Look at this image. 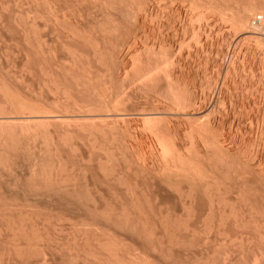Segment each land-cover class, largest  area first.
<instances>
[{
    "label": "rangeland",
    "instance_id": "374dc122",
    "mask_svg": "<svg viewBox=\"0 0 264 264\" xmlns=\"http://www.w3.org/2000/svg\"><path fill=\"white\" fill-rule=\"evenodd\" d=\"M108 1L110 3V0ZM115 1L111 2L116 3ZM131 1L127 0V3ZM142 1L144 3L145 0H134L135 4ZM147 1L148 0H146V2ZM149 1L148 3L150 4ZM153 1L155 3H153ZM156 1L159 0L151 1L152 7L155 9L157 6H164L163 3L167 2L165 4L167 6L171 2L170 0H163L159 3ZM177 1L182 2L178 3ZM177 1L174 3L173 0L172 3H170V5L174 3L172 5L174 8H170L168 5L167 10L165 8L164 12L156 9L157 11H155L157 14L155 16V11L151 14L139 10L135 12L137 13L136 17L135 13V15L133 13L129 14L131 15L130 18L127 16L128 13H122V15L121 13H117L118 15H114L116 13H110L111 15L105 14L103 9L100 8L101 1L98 0H0V84H2L0 85V90L2 92L6 90L10 93V96L12 94V96L17 99V102L15 101L16 104L20 102V104L22 103L24 105L25 103V105L27 104L29 106L27 107L28 109L35 110L34 112L37 110L39 112L30 115L34 118L25 120L27 117H30L28 116V112L25 115H16V113L19 114L20 112H17V110L13 112L12 109L14 115L9 110L10 106L8 105L10 103L7 102V104H9L6 106L9 109L5 107V110H9L12 115H10L8 111H6L5 115H0V122L10 123L8 126H5L3 130L7 129L11 133L17 134L19 127H24L23 124L20 126V123L24 122V124L27 123L25 126H29L31 129L35 130L37 134H43L44 132L55 134L60 140H54V146L61 157V168L58 170L60 171L59 173L57 171V174L54 170L51 171L50 169L52 167V157L54 156L50 151L52 146L45 142V138L38 137L32 139L33 141H27L28 143L25 142L28 144V149L24 141L22 142V136L17 135L18 139L14 137V139L16 138L14 140L16 148L20 144L18 147H20L21 150L17 148L20 151L17 150L19 154H17V158H14V161L11 160V158L7 160L6 164H9L10 167H0V207H2L0 209L4 214L0 216V218H5L10 225L18 224L19 226L20 222L22 225L23 223L30 224L32 220L34 223L31 222L35 224V226L32 225L33 227L31 230L29 228L31 225H27L26 228L28 230L26 229V231L29 232L30 230V234L34 233L37 237L39 236L40 242H38L41 244H44L42 241L45 239L44 241L48 243V245L45 244V246H49L47 248H50V253L58 262L62 259V256L63 258L64 256L68 257V251L73 249L72 245L77 249L78 246H85V243L89 244L90 241L92 242V237L95 240L94 235L98 234V232H102V230H96L97 232H94L95 234L92 233V237L90 234L87 235V231L85 232L84 230L86 236L84 235L83 237V234L79 233V231H82L81 228L83 226L80 225L81 222L78 219L88 213L86 212L84 214L86 209L84 210L82 207L83 205H87L84 204L87 202L86 199L92 197L84 195L86 191V194L90 192V190H86L90 189L89 187L86 188V183H89L88 185H93L92 181H90L92 179L91 177L94 178L92 180L96 183L94 186L96 188L95 192H97L96 194L95 192L92 194L94 191L93 189L90 192L95 196L93 199H96L94 200L96 203L93 202V205H96V207H99L102 211V208H104L106 212H108V210H106L107 208H109V210L113 208V211L111 210L112 212H114V208H116L117 210L115 209V211L118 213H124V215H130L131 217L134 213L132 212L133 206H137L140 211H142L143 215L144 213L147 215V219L145 216V219H142L143 215H140L141 213L136 210V212L142 216L141 219L145 220L143 222H148L147 227L152 223L155 225L157 221L158 225H156L159 226V223L162 224L159 221H162L165 223L166 227L169 226L168 230H170L171 234H173V232L169 228H171L172 225H179L177 228L175 226L176 231L174 233H176V237L180 236V240L182 237H188L186 239H188L187 241L190 243L189 246L191 245L194 248L193 251H195L193 253V248H190V253L196 254L199 258L203 254V257L200 258L203 259L210 248V255H208L211 258L212 256L215 258L217 254V257H220L219 259H214L217 260L214 262L215 264L218 262L222 264L223 258L221 256L223 255H220L219 252L225 250H220L218 253L215 251V254L212 252V250H217L218 248L215 244H221L223 246V243L226 244L228 241V244L232 243L233 246L236 247L234 248L235 250L233 249L235 255H231L230 253H228L229 255L227 254L228 251L226 250L233 247L228 245L226 248H229L224 251L226 253L224 254L223 252L224 257L226 254L229 257L233 256L234 258L232 257V260L234 263L238 260V264H243L245 263V259L250 257L251 252L247 254L249 256L245 254L249 249L252 250L251 248L253 245L250 243L249 249L246 250L248 245L247 243L245 244V242H247L248 239L245 238L251 239L250 236L253 237L255 235V238H252L253 241H255L258 232L254 229L258 228L257 230L261 229L264 231V180H261L264 177V26L261 27L264 21L263 23H257L259 26L262 24L260 29L256 26L257 24L253 19L255 18L253 17L255 14L263 15L262 11L264 10L259 11V6L261 4L260 2H263L262 5L264 7V1L208 0L214 2L218 7L227 10L216 8L219 9V11H216V9H214L216 6L210 2L215 7L209 8L210 11L207 9V12L205 11L206 8L200 6L203 4H200V0H198L200 5L194 1V3H197L195 6L199 5L196 7L197 9L194 8V11L190 10V0L187 2H185L186 0ZM203 1L206 2V0ZM186 3L189 10L186 6H182ZM258 3L259 6H257ZM131 4H133V2H131ZM176 6L177 9H175ZM204 6L207 7V5ZM249 6L252 9L256 6L258 8H255L256 10L254 9L256 12L252 13L253 15L250 16V21L247 19L248 25L247 21L245 23L243 19L246 15L245 13H247H243V9H249ZM178 7H180L179 10ZM183 8H185V10ZM200 9L202 12L205 11V14H203ZM212 9L215 11L211 12ZM197 10H199L202 15L199 11L197 12ZM246 11L249 12L247 9ZM52 12L53 15H55L54 12H56L59 17L58 25H54V22L51 20L53 19ZM248 14L247 16H249ZM132 15L135 18H132ZM68 16L69 19H67ZM247 16L245 17L247 18ZM65 20L66 22L69 20V23L75 22V24L73 23L72 25V23L69 24L67 22L69 26H66ZM251 22H254L252 23L253 25H251ZM254 27L257 28L254 29ZM169 64H172L173 67H171L174 69L171 70L174 71L175 76L178 78H176L178 84L177 82H173V88L170 85L171 83L169 84L170 87L167 85L170 79L165 80L169 77L165 76V78L163 76L164 73H168V70L164 72V69L165 66L167 67ZM169 67L167 68L169 69ZM150 70H152V72ZM79 74L82 75H80L82 78L77 77ZM151 75L154 79H151V77L150 79L152 82L149 84L147 78ZM125 81L132 82L126 85ZM176 84L179 86H176L178 89L175 88ZM150 85L156 89L154 88L153 90ZM176 89L178 91H176ZM7 92H4V94ZM64 93H66V95H64ZM99 93H104L106 96L109 94L110 98L107 100L106 96L102 94L104 96L102 97ZM174 93L177 94L174 95ZM179 93L182 94L184 100L186 99L185 101L183 100L184 102L182 101L183 103L181 102L182 104L186 102L185 105H187V103L190 105V102L187 101H191V104L194 103L195 107L193 105L190 106L194 108L189 107V105H184V107L182 104L181 107L183 106L187 109L181 110V108L176 107L177 104L180 106L177 101L180 102L182 98L176 100V104L174 96L176 98L180 95ZM99 95L103 98L102 100ZM64 96H66L67 99ZM14 97H12V100H15ZM105 97L107 101L104 100ZM191 98L194 99L196 105ZM103 100L104 105L108 104L103 108L105 111L114 109L119 112V109H121L122 115H118L121 113L114 112V110L107 114L108 110L106 111L107 116H105V111L102 109L103 104L100 103L103 102ZM109 100L111 105L109 104ZM6 101L5 98L0 96V107H2L0 109H4L3 107ZM105 102L109 103L105 104ZM197 102L200 103L197 105ZM15 103L13 101L11 104ZM16 104L13 105V107L19 106H16ZM77 104H80V106L87 105V107L81 106L79 108L81 112H79V106L77 108L75 107ZM108 106L110 107L107 108ZM211 106H213L214 109L211 108ZM192 109L194 110L192 111ZM197 110L201 112L195 114L198 117L210 113L208 114L209 117L205 115L206 117L204 116L203 119L200 118L201 120L199 123H203V120L205 125L207 124L206 122H208V124L211 123V127L210 125L209 128L208 125H206V129L203 127L205 130L201 135L204 140L206 138L205 141L208 139L207 144L211 146L212 153H210L209 145V150L207 149L208 147L205 150H208V152L213 155L211 158L212 161L209 160L212 165H209L205 157L199 160L196 159L197 157L195 158L194 153L196 150L191 146L192 142L190 135H187V133L190 134L193 131V126H198L197 123L199 118L196 120V116L192 115V112L195 113L196 111L197 113ZM22 111H24V109H22ZM113 113H117L114 114L116 117L118 115L117 118L119 119L116 118L117 121H114L115 118L112 117ZM145 113L147 116L144 115ZM151 113H156V115H154V117L152 115L151 117ZM199 114L201 115L199 116ZM60 115H66V117ZM108 117H110V120L112 119V122L108 120ZM147 117L152 118L150 123H146L147 121L145 120L148 119ZM206 118L210 119V121L206 120ZM38 122L44 123L37 124ZM194 123L196 124L194 125ZM105 124H108L107 126L113 125V129L111 128L112 130L109 129V132H107L106 129L108 128H106L103 131L101 127H106ZM90 125H93L94 129L96 128L99 130V132H94L96 129L93 130L94 141L98 143V145L100 143L99 146H103L102 149H105L104 152L101 151V147L100 150L98 149L99 146L95 148V143V145H92L95 146V149L92 147V150L88 145L87 134L81 127L85 128L89 126L90 128ZM149 127L151 129H149L150 131L145 129ZM155 127H161L159 128L161 130H163L162 127H168L171 131H177L175 134L174 132H169L172 133L174 137H178V133H181V140H179L180 136L176 138L183 146L182 151L184 152L182 154H185L184 158H187L185 161L182 160V162L184 161L182 163L184 164L183 167L188 170L194 164L197 165L198 161L199 166H197L200 168V174L205 175L206 171L204 170L206 166L208 167L206 170L212 171L213 169L214 171L211 173L214 174L215 178H212L213 184L211 187L204 190L198 184H195L197 187L195 185L192 187V185L193 191L191 194V192H187L190 191V189L188 190L181 180L178 181L180 182L179 184L170 188L166 185H161L163 183L158 181V177L156 179L154 176L150 175L149 178H152L148 179V177H145V174L148 173L140 175L143 170L141 168L144 164L149 167L150 163V166L154 165L153 167H155L156 165L161 166L164 163L162 160L164 158L159 156L160 159L158 155L155 154L158 152L157 138H155V136L153 137L152 134V128L158 130V128L156 129ZM143 128L146 131L140 133V131H143ZM65 130H69L73 133L67 131L68 133H66V135L64 134ZM110 130H114L112 132L114 141L111 140L110 136L112 135L108 134L111 133ZM169 130L167 129V131ZM135 132H138V135L143 134V136H138ZM132 134H134V136ZM131 135L133 137L136 136V138H134L135 140ZM131 138L132 140L128 141ZM144 139L146 141L148 139V141L145 142ZM133 140L134 142H132ZM136 141H140V144L137 143V145ZM205 141L199 142V150H204L205 146L201 144H204ZM22 143L26 148L22 146ZM146 143L149 148H147ZM128 145H132V148L137 146L135 150L141 147V150H134L137 155L139 154L137 152H141L138 155L140 157L135 153H131L133 151L130 152L129 149H127L131 155H136H132L133 158H138V160L134 158L132 161L133 163L138 162V166L141 165V168L135 165L139 168V174L137 173V168L134 167L131 160L127 158V156L130 157V153L128 154L125 150V147H128ZM142 146L145 148L143 149ZM152 148L155 151L154 153H152ZM147 150H149V152ZM222 150H226L227 154L225 153L226 151L223 153ZM21 151L23 152L21 153ZM231 152H233V154H230ZM234 152L236 154L240 152L242 156L239 154L234 155ZM23 153L26 154L23 156ZM126 153L128 154L127 156ZM144 153H146V156H150L147 158L144 156ZM186 155H189V157ZM231 155L237 159H233ZM255 155L258 156L257 160L255 159ZM155 156H157V158H154ZM238 156L239 158L242 157L245 159L243 160L240 158L241 161H246V163H244L247 164L249 169L256 166L254 169L252 168L254 172L249 169L244 170L246 166L243 167L244 163H241ZM243 156L246 157L244 158ZM259 156L262 159H260ZM141 157L142 159L140 162L139 158ZM143 158H145V162ZM150 158L156 160L153 161L151 159L148 162L147 160ZM231 159H233V162H235V159L239 161L233 163ZM157 160L158 162H156ZM159 160H162L163 163ZM0 161H2V159H0ZM99 161L104 164V174L105 171L108 170L107 176H105L106 181L103 179L102 172L98 169ZM254 161H259V163H253ZM34 162L39 168L34 169L32 167ZM2 163L5 162L2 161ZM206 164H208L211 169ZM196 165L194 167H197ZM212 166H215V169ZM260 166L262 171L259 170ZM199 168H197V170H199ZM50 172H52L51 176ZM53 172L56 173V175ZM109 172L116 177V181L114 178L115 182L109 180V178L113 177L112 175L111 177L108 176ZM240 172H243V177L241 179L239 178L241 175ZM83 176H85V181ZM257 176L260 177L258 178ZM211 177L212 175L209 178L211 179ZM49 178L50 180L58 179V186L64 187L65 190H67V188L79 189V191L77 190L78 192L73 190L79 194V199H77L78 196L75 192H70L69 189L72 195L74 193L73 197L75 198L76 196L75 199H72L71 194V198H69V195L66 194L68 190L67 192L64 190L65 193H63V191H55L52 193V191L46 194L40 191L34 192L30 190L31 188H40L42 185L38 186L37 183L41 181L44 183L43 181H47ZM92 185L90 186L91 188L93 187ZM156 185L160 186V190L155 189ZM54 187L56 186L54 185ZM153 191L160 192L159 194L158 192H154L155 194L153 196ZM161 192H163L164 195H162L163 193L161 194ZM132 193L136 195L137 200L131 198ZM65 194L69 199L64 196ZM84 196H87L86 199ZM162 196H166L167 198L163 197L165 198L163 199ZM187 196L189 197L187 198ZM192 197L197 209L193 204V206L190 205L194 207V209L188 208L187 206V204H189L188 201L192 200ZM211 197L214 198L215 202L217 201L216 207L219 202V206L223 209V211L220 209V212H224V216L218 215L219 210L217 211L215 209V211L212 210L213 212L209 211L211 209L210 200L213 199ZM93 199H91V201L89 199V203H91ZM214 200L212 201L214 202ZM72 206L75 207L73 208ZM198 206H201L199 211L201 210L203 216L201 217L202 213L200 212V218L187 219L188 215L186 217V214H188L191 209L195 211V213L192 212L193 216H198L196 215V213L198 214L199 212ZM219 206L217 209L220 208ZM51 207L56 209H52ZM216 207L214 206L213 208ZM47 208L50 211L51 209L54 211H51L50 215L52 216H48L53 217L50 223H47L51 220V218H46L47 215H49L48 212H46ZM62 208L65 211L62 210ZM214 212L217 213L212 216L211 213ZM229 212H234L233 215H236L239 221L236 222L237 225L234 223L235 220ZM191 215L189 216L192 217ZM130 216H128V218ZM219 217L224 219L222 220L224 221L222 224L223 226L221 225L222 227H220V229L218 228L220 226ZM215 220L219 223V225H217L218 227L215 225L217 224ZM213 221L215 223H213L214 229L212 226L208 228V224L211 222L212 225ZM242 223H244V225ZM187 225H189L191 230L193 229L194 234L188 231L189 228H186ZM84 227L85 230H92L90 226ZM153 227L154 230L155 226ZM150 230L153 231L152 228ZM92 231H95V229ZM103 231L107 232V230L105 231L104 229ZM7 234V231L0 232V252H3L4 249L8 247L6 244L9 241L5 242L3 239ZM34 234L33 236L30 235L34 243L31 241L32 238L30 236L31 239H29L28 236V238L26 237L28 242L31 241V243H26L28 247L29 245L33 247L34 244L36 245L38 243L34 241ZM177 234L180 235L178 236ZM107 235L110 236L109 233H107ZM107 235L105 238L108 237ZM244 235L248 237L245 236L243 239L242 236ZM40 237L44 239L41 240L42 238ZM103 238L104 236L102 239ZM105 238L104 241L107 240V238ZM109 238L110 237H108V240ZM241 240H245V242H240ZM123 242L124 245H120L125 247V250L123 249L124 247H122L123 251L136 246L134 239L129 236L128 240L125 239ZM256 242L257 241H255V243ZM39 243L37 245H39ZM119 243L121 244V242ZM188 243L186 245H188ZM239 243H244L246 245L245 247H243L244 244L242 245V251L245 249L243 252L244 254H240L242 251L241 248H238L241 247ZM258 243H256V246ZM90 245L91 243L89 246ZM221 245H219L220 249ZM28 247H26L27 250L32 248ZM212 247H216V249ZM85 248H87L88 251L90 247L88 248L87 245ZM85 248L84 250L86 251ZM33 249L35 251L37 247ZM238 249L239 251H237V253L241 252L238 253L239 255H236L237 253L235 251ZM29 250L26 252L27 256L29 255ZM231 250L229 251L231 252ZM34 251L32 249L30 250V256H35L33 253L36 254V251ZM128 251L126 252L128 253ZM189 251L182 252L185 254L180 253L178 258L180 262L177 260L176 262L179 264L182 262L181 264H184L185 260L192 259L191 256H187L191 255L188 253ZM126 252H124V254H126ZM201 252L203 253L201 254ZM253 254L254 253H252V255ZM128 255H126V257H128ZM143 255L148 257L147 259L151 261H149L150 263H152V260L154 263L157 260L156 264L162 263V259H158V255H152L157 259H153V257L151 258L144 253ZM144 256L142 257L144 258ZM184 256L186 258L183 262L181 258H184ZM209 256L205 257L204 261L208 258L211 260V262L208 261L210 262L209 264H213V259ZM235 256H238L237 258L240 257L241 261L239 259L235 261ZM63 260L67 264L68 259ZM248 260L246 259V261L250 263V259ZM62 262L61 260L59 263L64 264ZM247 262L245 264H247Z\"/></svg>",
    "mask_w": 264,
    "mask_h": 264
},
{
    "label": "bare ground",
    "instance_id": "6f19581e",
    "mask_svg": "<svg viewBox=\"0 0 264 264\" xmlns=\"http://www.w3.org/2000/svg\"><path fill=\"white\" fill-rule=\"evenodd\" d=\"M98 1H101V7L100 8H102L103 9V12L105 13V14H107V15H111L110 13H116V14H114V15H118L117 13H121V15H122V13L123 14H127L128 13V15L127 16H129L130 18H131V15H129V14H134L136 11L138 12L139 10H143V11H145V13H151L152 14V12L153 11H155L156 9L157 10H160L161 12H164L165 11V8H166V10H167V6L169 5L170 6V8L172 7V8H174L172 5L175 3V1H177V0H174V3L172 4V5H170V3H172V1L173 0H170L169 2V4L166 6L165 4L167 3H163L164 4V6H157V8L155 9L154 7H152V4H151V1L152 0H148L149 2H150V4L148 3V1L146 2V0L144 1V3H143V1L142 2H138V3H136L135 4V2H134V0H128V1H131V2H133V4H131V2H128L127 3V0H117L118 1V4H117V1H115V0H110V3H109V1L108 0H98ZM113 1H115L116 3H112ZM160 1H163V0H159V1H156L157 3H159ZM188 0H186L185 2H187ZM191 1V2H190ZM189 1V7L191 8L190 10L192 11H194V8H196V7H198L201 3H203L204 5H207V7H208V5L209 4H211V5H209V7L207 8V7H205L203 4H201L200 6L202 7H204V8H206L205 9V11L207 12V9H209V8H211V7H215L214 9H216V8H220V7H218L214 2H212V1H208V0H206V2L205 1H203V0H200V4L198 3V0H190ZM194 1H196L199 5L198 6H195L197 3L195 2L194 3ZM208 1V2H207ZM264 1V0H263ZM178 3H180V2H182V1H177ZM176 2V3H177ZM184 2V1H183ZM210 2H212L215 6H213L212 5V3H210ZM142 3H143V5H142ZM153 3H155L154 1H153ZM206 3H209V4H206ZM261 4H260V6H259V3H258V5L257 6H259V11L261 10H264V7H263V2H260ZM99 4V5H100ZM115 4V5H114ZM135 4V5H134ZM137 5V6H136ZM156 5V4H155ZM154 5V6H155ZM160 5V4H159ZM176 5V4H175ZM174 5V6H175ZM178 5V4H177ZM182 6H188L187 5V3L185 4V5H182ZM182 6H181V8H182ZM253 7L254 9L256 8H258V7ZM159 7H161V8H163V9H161V8H159ZM189 7H187L188 8V10H189ZM200 7V8H201ZM252 7V6H251ZM179 8L180 7H178V10H179ZM186 8V9H187ZM203 8V9H204ZM175 9H177V6L175 7ZM174 9V10H175ZM184 10H185V8H183ZM197 9V8H196ZM199 9V8H198ZM214 9H212V11L211 12H213V11H215ZM221 10H227V9H223V8H220ZM229 9V8H228ZM246 9L247 10H249V12L248 11H246ZM254 9H252V8H250V6H249V9L248 8H245V9H243L244 11H243V13L244 12H247V13H245L244 15L245 16H247V14L249 15V16H247V18L244 16V20H245V23H246V21H247V19L250 21V16H252L253 14L252 13H254V12H256ZM156 10V11H157ZM183 10V11H184ZM187 10V11H188ZM201 10V9H200ZM105 11H107V12H105ZM155 11V12H156ZM181 11V10H180ZM199 10H197V12H198ZM205 11L204 12H202V10H201V12L203 13V14H205ZM208 11H210V9L208 10ZM216 11H219V9H216ZM67 12H68V10H67ZM142 12V11H141ZM186 12V11H185ZM200 12V11H199ZM200 12V13H201ZM263 12V15H264V11H262ZM261 12V13H262ZM159 13V12H158ZM202 13H201V15H202ZM208 13H210V12H208ZM54 14L55 15H53V12H52V17H53V19H51L54 23V25H58V21H59V17L57 16V14H56V12H54ZM69 14V13H68ZM136 14V15H135ZM134 15H135V17L137 16V13H135ZM157 14V12L154 14V16ZM199 14V13H198ZM259 14V13H258ZM120 15V14H119ZM257 14H255V16H253V17H255V18H253L254 19V22H255V19H256V17L258 16H256ZM260 16H262L263 18H264V16L263 15H261V14H259ZM70 16V15H69ZM69 16H68V18L67 19H69ZM51 17V18H52ZM133 15H132V18H135ZM246 18V19H245ZM66 19V20H67ZM253 19H252V21H253ZM66 20L64 21V22H66ZM71 20V19H70ZM244 20H243V23H244ZM69 21V20H68ZM67 21V22H68ZM72 21V20H71ZM263 21H264V19L262 20V21H260V23L262 22L263 23ZM67 22L65 23L66 24V26L68 25L69 26V24L70 23H72V22H68L69 24H67ZM254 22H251V25H253L252 23H254ZM74 24H75V22H73ZM73 23H72V25H73ZM247 24L249 25V23H248V21H247ZM247 24H244V25H247ZM257 24V23H256ZM99 25V24H98ZM247 25V26H248ZM250 25V26H251ZM262 25V24H261ZM260 25V26H261ZM256 26H258V28H260L261 29V27H263L264 26V23H263V25L260 27L259 26V24H257ZM251 28H252V26H251ZM257 27H254V29H256ZM253 29V28H252ZM263 29H264V27H263ZM257 31H258V29H257ZM170 65V67L172 66V64H169ZM169 65L167 66V67H169ZM173 65H174V63H173ZM59 66V65H58ZM166 66H165V71L164 72H167L166 70H168V73H164L163 74V76L165 77H169V78H166L165 80H169L170 79V82L169 81H167V82H169V83H167V85L169 86V84L172 86V88L174 87L173 85H174V83H176L177 82V84H178V81H177V76H175V74H174V71L173 70H171V69H174V68H170L169 67V69L167 68ZM68 68V67H67ZM164 68V67H163ZM163 68H162V70H163ZM167 68V69H166ZM67 70H69V69H67ZM161 70V71H162ZM170 70V71H169ZM151 72H152V70H150ZM149 71V72H150ZM154 71V70H153ZM163 73V72H162ZM81 74H79V76H77V77H80V78H82L81 76H80ZM152 77V78H151ZM154 79V77L151 75V76H149L148 78H147V81H148V83L149 84H151L150 82H152V80L151 79ZM177 78V79H176ZM150 79V80H149ZM174 80V81H173ZM176 80V81H175ZM126 82V85H128V84H130V82H132V81H125ZM174 82V83H173ZM175 85V88H177L176 86H178V85ZM0 85H2V84H0ZM125 85V84H124ZM125 85V86H126ZM151 87H152V85H150ZM4 87V86H3ZM3 87H1L2 89H5V88H3ZM170 87V86H169ZM179 87V86H178ZM155 88V87H154ZM154 88L152 87V89L154 90ZM174 88V89H175ZM156 89V88H155ZM178 89V88H177ZM176 89V91H178ZM4 92H7L6 90H4ZM4 92H2L1 90H0V96L1 97H3V98H5V101H6V103H5V106L3 107L4 109H0V115H5V113H6V111H8V113L10 114V112L12 113V114H14L13 112L15 111V110H17V112H20L19 114L18 113H16V115H22V114H26L27 112H28V116H30V115H33V114H36L38 111L36 110V112H34L35 110H32V109H28L27 107H29L27 104V106L25 105V103H24V105L22 104V106H21V104H20V102H18V104H16L15 103V101L17 100L14 96H12V94H11V96L12 97H14L15 98V100H12V97L10 96V93H5L4 94ZM107 92V91H106ZM2 93V94H1ZM79 93V92H78ZM105 93V92H104ZM104 93H102L104 96H106V94H104ZM121 93H123V92H121ZM121 93H120V95H121ZM99 94H101V93H99ZM101 94V95H102ZM177 93H174V95H176ZM180 95L179 96H177L176 98H175V96H174V100H175V102H176V100H180L181 98H182V94L181 93H179ZM9 95V96H8ZM64 95H66V93H64ZM101 95H99L100 96V98H101V100L103 99L102 97H104L103 95H102V97H101ZM109 95V94H108ZM108 95L106 96L107 97V100L110 98V95H109V97H108ZM8 97H10V98H8ZM64 97H66V96H64ZM67 97H68V95H67ZM67 97H66V99H67ZM106 97L104 98V100H106ZM117 97V96H116ZM128 97V96H127ZM126 97V98H127ZM13 98V99H14ZM195 98V97H194ZM123 99H125V98H123ZM122 99V100H123ZM192 99V98H191ZM104 100H103V102H100L101 104H103L104 103ZM106 100V101H107ZM184 99L182 98L181 100H180V102L179 101H177L178 103H179V105L180 106H178V104H177V102H176V104H177V106H176V104H175V106L176 107H178V108H181V110L182 109H187V108H184L185 106H188L189 105V103H187V105H185V103L184 104H182L184 101H183ZM188 100H189V98H188ZM193 101H194V99H192ZM195 100H197V99H195ZM13 101H14V103L16 104V106L17 105H19V106H17V107H13V105H15V104H11V103H13ZM183 101V102H182ZM7 102H9L8 104H7ZM17 102V101H16ZM109 102H110V100H109ZM109 102H107V103H109ZM182 102V103H181ZM187 102H190V105H193L194 106V103L193 104H191L192 102L191 101H187ZM195 102V101H194ZM77 103V102H76ZM106 102H105V104H107ZM200 102H197V105L199 104ZM74 104H75V102H74ZM73 104V105H74ZM110 105H111V102L109 103ZM181 104L184 106H182L181 107ZM213 104H215V103H213ZM6 105H8V106H10V109L6 106ZM76 105V104H75ZM108 105V104H107ZM107 105H104L103 104V106H102V109L105 107V106H107ZM189 105V107H191ZM195 105H196V102H195ZM79 106V107H78ZM81 106H83V107H87V105H81ZM80 106V104H77V106H75L76 108L78 107V111L79 112H81V110H79V108L81 107ZM5 107H7L9 110H10V112H9V110H5L6 108ZM25 107V108H24ZM74 107V106H73ZM74 107V108H75ZM110 106H108L107 108H109ZM188 107V108H189ZM195 107V106H194ZM194 107H191V108H194ZM0 108H2V107H0ZM75 108V109H76ZM211 108H213V106H211ZM12 109H13V112H12ZM22 109H24V111H22ZM28 109V110H27ZM33 109H34V107H33ZM36 109H38V108H36ZM82 109V108H81ZM101 109V110H102ZM214 109V108H213ZM5 110V111H4ZM27 110V111H26ZM77 110V109H76ZM104 110V109H103ZM110 112H109V111ZM108 110H106V111H108V113L105 111V116H107L106 115V113L107 114H109V113H111V112H113L112 110H114V109H108ZM194 109H192V111H193ZM196 110V109H195ZM21 111H22V113H21ZM85 111H87V110H85ZM16 112V111H15ZM77 112V111H76ZM83 112V111H82ZM101 112V111H100ZM103 112V111H102ZM114 112H117V113H121V109H119V112L118 111H116V110H114ZM210 112H211V110H210ZM213 112V111H212ZM39 113V112H38ZM78 113V112H77ZM84 113V112H83ZM117 113H113V115H112V117H114L115 119H114V121H117L116 120V118L118 117V115H122V113L121 114H118L117 115V117H116V115H114V114H117ZM193 114L192 115H194V116H196L195 114H198V113H201V112H198V110H197V113H196V111H195V113L194 112H192ZM203 113V112H202ZM12 114H10V115H12ZM148 114V113H147ZM187 114H189V113H187ZM208 114H210V113H208ZM208 114H205L206 116L208 115ZM212 114V113H211ZM8 115V114H7ZM15 115V114H14ZM144 115H146V113L144 114ZM149 115V114H148ZM152 115H153V117H154V115H156V113L154 114H152L151 113V117H152ZM158 115V114H157ZM190 115V114H189ZM191 115V116H192ZM201 114H199V116H200ZM202 115H204V114H202ZM204 115V116H205ZM60 116H62V115H60ZM64 117H66V115H63ZM62 116V117H63ZM108 116H110V115H108ZM126 116V115H125ZM147 116V115H146ZM146 116H145V118H146ZM204 116H201V117H198V116H196L195 117V119L197 120L198 118H199V121H198V126L197 125H195L196 123H194V125L195 126H193V131L189 134V133H187V135L189 136L190 135V138H191V142H192V145L191 146H193L194 147V150H196V152L194 153L195 155V158L197 159V160H199V159H201V158H203V157H205V158H207V159H205V160H207V162L209 163V165L211 164V162L210 161H212L211 160V158H212V154H210V153H212L211 152V146L209 145V144H207L208 143V139H207V141H205L206 140V138H205V140H204V138H202V135L201 134H203L204 133V130L206 129V125H208V128H209V125L211 124L210 122V124H208V122H206V120H208V121H210V119H208V118H206V120H205V122L207 123L206 125L204 124V120H203V123H199L200 122V118H202L203 119V117ZM205 116V117H206ZM59 117V116H58ZM57 117V118H58ZM111 117V118H112ZM142 117H143V115H142ZM208 117H209V115H208ZM30 118H34V117H27L25 120H29ZM110 117H108V120H110L109 119ZM122 118H123V116H122ZM145 118H143V119H145ZM148 119H150V120H145V121H147L146 123H150V121H151V119L152 118H149V117H147ZM2 119H6V118H2ZM60 119H61V117H60ZM117 119H119V118H117ZM121 119V118H120ZM111 122H112V119L110 120ZM114 121H113V123H114ZM149 121V122H148ZM41 124H43L44 122H40ZM39 122L37 123V124H40ZM10 123H7V122H0V159H2V161L3 162H5V163H2V161H0L1 163H0V167L1 166H3V167H10V165L8 164H6V162H7V160L9 159V158H11V160H13L14 161V158L16 157L17 158V154H19L18 153V151H20L21 149H20V147H18L17 146V148L18 149H20V150H18L17 148H16V144L14 143L15 141V139L17 138V135H19V136H22L23 138H22V142L24 141V144H26V143H28L27 141H29V140H32V139H36V138H38V137H41V138H45V142L47 143V144H51V149H50V151H51V153L53 154V156L54 157H52V167L50 168L51 169V171H53L54 170V172H56L57 173V171L61 168V163H60V154L57 152V150H56V147L54 146V140H57V141H59L60 139H59V137L58 136H56L55 134H49V133H47V132H44L43 134L42 133H39V134H37V132L35 131V130H33V129H31L29 126H25V124H27V123H25L24 124V122L22 123H20V126L23 124V126L24 127H22L21 126V128L19 127V130H18V132H17V134L16 133H11L9 130H7V129H5V130H3L4 129V127L5 126H8ZM109 124H111V123H109ZM108 124H105V126L106 127H101V128H103V131H104V129H106V128H108V129H106V131L107 132H109L108 130L109 129H113V125H109V126H107ZM205 125V126H204ZM91 126V125H90ZM102 126H104V125H102ZM112 126V127H111ZM92 128L94 127L93 125L91 126ZM89 128V126H86L85 128L84 127H81V128H83V130H84V132L87 134V138H88V141H87V143H88V145L90 146V148H91V150H92V147H93V149H95V148H98V146L100 145V143H99V145H98V143H96L94 140V132H99V130L98 129H96V131H94L93 132V130H95L94 128L92 129V128ZM110 127V128H109ZM152 127V126H151ZM154 127V126H153ZM197 127V128H196ZM205 129H204V128ZM210 127H211V125H210ZM156 128V127H155ZM158 128V127H157ZM156 128V129H157ZM159 128H161V127H159ZM158 128V130H155V129H153L152 128V131H153V137L155 136V138H157L156 140H157V143H158V149H157V151L158 152H156L155 154L156 155H158V157L160 156L161 158H164V159H162L163 161H164V163H163V161L162 160H159L160 162H162L160 165L161 166H155V167H153L152 165V167L150 166V163H149V167L148 166H146V164H144L143 166H142V168H141V165L140 166H138V162L136 163V162H134L133 163V159L135 158H137V157H132V155H134V154H132L131 155V153H135L136 154V152L135 151H138L141 147H139V149L138 150H135V147H137V146H134L133 148H132V145H128V147H125V150L127 151V149H129V151L131 152V151H133V152H128L127 151V153L129 154L130 153V157H132V158H130V157H128L127 155V153H126V156H127V158H129V160H131V162L134 164V167H136V166H138V167H140L141 169H143L142 171H141V173H140V171H139V168H137V173L139 174L140 173V175L141 174H144V173H148V174H145V177H148V179H151L152 177H150L149 178V176L151 175V176H154V178H156L157 179V177L159 178V180L158 181H161L163 184H161V182H160V184L161 185H166V186H168V187H173L174 185H176V184H179L180 182H178L179 180H181L182 181V183L185 185V187H187L188 188V190L190 189V191H187L188 193L189 192H191V194H192V187H194V185L195 184H198V185H200L204 190L205 189H208L209 187H211L212 186V184H213V179L215 178L214 177V174L213 173H211V172H213L214 170L212 169V171L211 170H206L208 167L206 166V168H205V170L204 171H208L207 173L205 172V175L203 174H200V168L198 167L199 166V162L197 161V165L196 164H194L192 167H190L188 170H186V168H184L183 167V165L184 164H182L186 159L184 158V156H185V154H182L184 151H182L183 150V146H182V144H180L179 142H178V140H177V138H179V136H180V134L181 133H178V137L176 138V137H174V135H172V133H169L171 130H169V128L168 127H162V129L163 130H161V129H159ZM207 128V129H208ZM111 129V130H112ZM145 129H148V131H150L151 129H150V127L149 128H145ZM144 128H143V131H140V133L141 132H144V131H146ZM150 129V130H149ZM167 129L169 130V131H167ZM110 130V131H111ZM167 132H166V131ZM70 132L69 130H65L64 131V134H66V133H68V132ZM114 131V130H113ZM113 131H111V133H108V134H111L112 135V132ZM151 131V132H152ZM101 132H102V129H101ZM106 132V133H107ZM171 132H174V134H175V132H177V131H171ZM70 133H73V132H70ZM135 133H137V135H138V132H135ZM114 134V133H113ZM151 134V133H150ZM171 134V135H170ZM67 135V134H66ZM133 136H134V134H132ZM131 135V137H133ZM140 135V134H139ZM138 135V136H139ZM140 136H143V134H141ZM172 136V137H171ZM182 136V135H181ZM181 136H180V138H179V140H181ZM14 137H16L15 139H14ZM111 137V140L112 141H114L113 140V135L112 136H110ZM134 138H136V136L135 137H133V139ZM140 138V137H139ZM176 138V139H175ZM18 139V138H17ZM24 139V140H23ZM149 139V138H148ZM148 139H147V141H148ZM154 139V138H153ZM130 140H132V138L131 139H129L128 141H130ZM135 140V139H134ZM134 140L132 141V142H134ZM137 140V139H136ZM141 140V139H140ZM145 140V139H144ZM152 140V139H151ZM155 140V141H156ZM33 141V140H32ZM111 141V142H112ZM146 140H145V142H147ZM153 141V140H152ZM200 141H205L206 142V145H205V142H204V144H201V145H203V146H205V148H204V150L203 151H201V150H199V142ZM26 142V143H25ZM142 142V141H141ZM144 142V143H145ZM191 142H190V144H191ZM20 143V142H19ZM43 143V142H42ZM96 145H95V144ZM129 143V142H128ZM137 143H139L140 144V141L139 142H137L136 141V144ZM144 143H143V146H144ZM154 143H156V142H154ZM203 143V142H202ZM91 144V145H90ZM150 144V143H149ZM153 144V143H152ZM92 145H95V146H92ZM101 145H103V144H101ZM138 145V144H137ZM153 145H155V144H153ZM208 145L210 146V153L208 152V150H209V147H208ZM22 146H23V143H22ZM26 146H27V148H28V144H26ZM26 146H23L24 148H26ZM126 146H127V144H126ZM141 146V145H140ZM142 146V147H143ZM146 146H147V148H149V146L147 145V143H146ZM95 147V148H94ZM100 147H101V151H103L104 152V150L105 149H102L103 148V146H99V150H100ZM154 147V146H153ZM156 147V146H155ZM208 147V148H207ZM145 147H143V149H144ZM208 149L207 151L205 150V149ZM222 148V147H221ZM224 148V147H223ZM29 149V148H28ZM137 149V148H136ZM151 149V148H150ZM155 149V150H156ZM18 150V151H17ZM22 150H23V148H22ZM25 150V149H24ZM135 150V151H134ZM141 150V149H140ZM152 150H153V148H152ZM152 150H150V151H152ZM226 150H227V148H226ZM226 150H222V152L224 153V151H226ZM230 150V149H229ZM228 150V151H229ZM148 152H149V150H147ZM146 151V152H147ZM232 151V150H231ZM23 151H21V153H22ZM25 152V151H24ZM155 151L153 150V152L152 153H154ZM237 152H238V150H237ZM20 153V154H21ZM27 153H28V150H27ZM137 153H141L140 151L139 152H137ZM142 153H143V151H142ZM197 153V154H196ZM226 154H227V151L225 152ZM256 153H258V152H256ZM26 154V153H25ZM24 153H23V156L25 155ZM138 154V155H139ZM146 153H144V156H146L145 155ZM150 154V153H149ZM187 154V153H186ZM203 154V155H202ZM209 154H210V159H209ZM225 154V155H226ZM230 154H233V152H231ZM230 154H229V157H230ZM237 154H239V155H241V153L239 152V153H237ZM235 152H234V155H237ZM259 154V153H258ZM137 155V154H136ZM136 155H134V156H136ZM137 155V156H138ZM197 155V156H196ZM201 155V156H200ZM205 155V156H204ZM224 155V156H225ZM260 155V154H259ZM22 156V157H23ZM141 156H142V154H141ZM150 155H148V156H146L147 158L149 157ZM187 157H189V155H186ZM199 156V157H198ZM226 156H228V155H226ZM232 157H233V159L234 158H236V157H234L233 155H231ZM242 156V155H241ZM256 156V155H255ZM254 156V157H255ZM21 157V156H20ZM138 157H140V156H138ZM143 157V156H142ZM142 157L141 158H139L140 159V162H141V159H142ZM152 157H153V154H152ZM159 157V158H160ZM231 157V158H232ZM244 158L246 157V156H243ZM257 157L258 156H256V160H257ZM260 157V156H259ZM154 158H157V156H155ZM160 158V159H161ZM184 158V159H183ZM241 159H243L242 157H240ZM239 158V156H238V159H240ZM145 158H143V160H144ZM152 158H150V159H148L147 161L149 162V160H151ZM233 159H231L232 160V162H233ZM237 159V158H236ZM236 159H235V162H233V163H236V162H238L239 160H237L236 161ZM241 159H240V161H241ZM260 159H262L261 157H260ZM260 159H258V160H260ZM4 160H6V161H4ZM137 160H138V158H137ZM137 160H134V161H137ZM142 160V161H143ZM153 161H155L154 159H152ZM182 160H184L183 162H182ZM210 160V161H209ZM243 160H245V159H243ZM242 160V161H243ZM194 161H196V160H194ZM241 161V163H246V161H243L242 162ZM140 162H139V164H140ZM144 162H145V160H144ZM151 162V161H150ZM156 162H158V160L156 161ZM156 162H154V163H156ZM159 162V163H160ZM206 162V161H205ZM206 162V163H207ZM247 162H250V161H247ZM153 163V162H152ZM151 163V164H152ZM158 163V164H159ZM243 164V167L244 166H246L247 167V164ZM253 163H259V161L258 162H256V161H254ZM141 164H143V163H141ZM262 164V163H261ZM104 164H102V163H100V161H99V164H98V169H99V171H101L102 172V174H103V179H105V181H106V178H105V176H107L106 174H107V172H108V170L107 171H105V174H104V166H103ZM136 165V166H135ZM197 166V167H194V166ZM206 165H208V164H206ZM208 165V166H209ZM212 165V164H211ZM249 165V164H248ZM250 165H251V163H250ZM256 165V164H255ZM258 165V164H257ZM259 166V165H258ZM257 166V167H258ZM34 169L36 168H39L37 165H36V163L34 162V164H33V166H32ZM129 167V166H128ZM213 168L215 167V166H212ZM246 167H244V170H247V169H249L248 167L246 168ZM251 167V166H250ZM256 166H254V167H251V169H249V170H251V171H253L254 172V170H252V168L254 169ZM197 168H199V170H197ZM209 168H210V166H209ZM246 168V169H245ZM259 168V167H258ZM57 169V170H56ZM211 169V168H210ZM215 169V168H214ZM146 172H145V171ZM259 170H261V166H260V169ZM37 171V170H36ZM144 171V172H143ZM262 171V170H261ZM261 171H260V173H261ZM53 172V173H54ZM60 171H58V173H59ZM143 172V173H142ZM51 173L52 172H50V176H51ZM56 173H54L55 175H56ZM57 173V174H58ZM202 173V172H201ZM208 173H209V175L211 176L212 175V177H211V179L209 178L210 176L208 175ZM241 173V172H240ZM243 173V172H242ZM241 173V175L239 176V178L241 179L242 177H243V174ZM259 173V172H258ZM53 174V175H54ZM257 174V173H256ZM54 175V176H55ZM111 173L109 172V175L108 176H110L111 177ZM146 175H148V176H146ZM208 175V176H207ZM260 175V174H259ZM113 177L112 178H109V180L110 181H114V178H115V181H116V177H114V175H112ZM207 176V177H206ZM84 177L85 176H83V179H84ZM258 177V176H257ZM260 177V176H259ZM258 177V178H259ZM90 178V177H89ZM92 179H94L93 177H91ZM90 178V179H91ZM107 178V179H108ZM262 178V177H261ZM260 178V179H261ZM264 178V177H263ZM261 179L262 181L264 180V179ZM86 179H88V178H86ZM90 180V181H92V183H93V187L91 188L90 186L91 185H88L86 182V188L87 187H89L90 189H86V190H90V192L92 191V189L94 190L93 192H92V194L95 192V190H96V188H95V186L94 185H96V183L93 181V180ZM89 180V179H88ZM88 180H86V181H88ZM84 181H85V179H84ZM83 181V182H84ZM103 181V180H102ZM114 181V182H115ZM44 183H42V181L40 182V183H37L38 184V186L39 185H42V186H40V188H31L30 190H32V191H34V192H37V191H40V192H42V193H50V192H52V193H54L55 191H59V192H61V191H63V193H65V192H67V190L69 189V188H67V190H65V188L64 187H61V186H58V179L56 180V179H51L50 180V178H49V180H47V181H43ZM89 182V181H88ZM264 182V181H263ZM95 183V184H94ZM84 184V183H83ZM159 184V183H158ZM157 184V185H158ZM54 185L57 187H61V188H56V187H54ZM156 185V187H155V189H159V187L160 186H157ZM193 185V186H192ZM192 186V187H191ZM196 186V185H195ZM197 187V186H196ZM85 188V187H84ZM128 188V187H127ZM187 188H186V190H187ZM194 189V188H193ZM64 190H65V192H64ZM70 190V192L71 191H73V190H76V189H74V188H71V189H69ZM69 190H68V192L66 193V194H68L69 195V198H71L72 197V199L74 198L73 197V195H74V193H73V195H72V193H70L69 192ZM78 191H79V189H77ZM76 190V191H77ZM127 190H129V189H127ZM160 190V189H159ZM77 191V192H78ZM73 192H75V191H73ZM90 192H88L89 194H86L87 193V191L85 192V194L84 195H87V196H92L91 198H89L90 199V201H91V199H93V197H95V196H93ZM156 192H158V194H159V192L160 191H153V196H154V194ZM164 192V191H163ZM163 192H161V194L163 193ZM97 192H95V194H96ZM66 194L64 195V196H66ZM70 194L72 195L71 197H70ZM75 194L78 196L77 197V199H79V194H77L76 192H75ZM94 194V195H95ZM128 194H129V192H128ZM190 194V195H191ZM162 195H164V193L162 194ZM165 195H166V193H165ZM86 196V197H87ZM131 198H135L136 199V195L134 194V193H132L131 194ZM135 196V197H134ZM167 196V195H166ZM166 196H162V198L163 197H166ZM67 197V199H69L68 198V196H66ZM86 197L84 196V198L86 199ZM130 197V196H129ZM156 197H157V195H156ZM159 197H161V196H159ZM189 196H187V198H188ZM65 198V197H64ZM75 198H76V196H75ZM74 198V199H75ZM167 198V197H166ZM211 198H213V197H211ZM210 198V199H211ZM66 199V198H65ZM89 199H86V201L89 203ZM163 199H165V198H163ZM94 200H96L95 198L92 200V204L91 203H84V204H87V205H89V206H87V205H83V209L85 210V212H84V214L86 213V212H88L87 213V215L85 214V216L83 215L80 219H78V220H80V225H82L81 227V229H82V231L80 232L79 231V233H82L83 234V237H84V235H85V232L87 231V232H91L92 230H94L95 229V231H92L91 233H87L86 232V234L87 235H89L90 234V236L92 237V233H96L97 231H101L102 230V234H103V236H104V238H105V236L107 235V233H109L110 234V236H108V237H110L109 238V240H108V237H106L107 238V240L106 241H104V238L102 239V234L100 233V232H98V234H96V235H94L95 236V240H94V238L92 237V242L90 241V243H91V245L89 246V244H86L85 243V246L84 245H82L83 246V248H82V246H78V249L75 247V246H73L72 245V248H70V249H72V250H70V251H68L69 252V254H68V257L66 256H64V258H63V256H62V263H64V264H66L65 262H64V260L63 259H65V260H67V264L69 263H71V264H153L154 262H153V260H152V263H150L151 261L149 260V259H147L148 257H145L144 255H143V253L144 254H147V256H150L151 258L153 257L152 255H158V259H162L161 261H162V263L163 264H176L177 262H176V260L178 261L179 259V255H180V253H182V252H187V251H189L190 250V248H193L191 245V247L189 246V244L190 243H188V239H186V238H188L187 236H185L186 238H184V237H182L181 238V240L179 239L180 238V234L178 235L179 237H176V233H174L175 231H176V228L179 226V225H170L171 226V228H169V229H171V231L173 232V234H171V232H170V230H168V227H166V225H165V223L164 222H162V221H159V222H161L162 224H160L159 223V226H157L158 225V221H157V225L155 224H153V226H155V229L153 230V226L151 227V225L150 224H148V225H150V226H148L147 227V221L146 222H143V221H145V220H142V219H145L144 218V216L146 217L147 215H145V213H144V215L142 214V211H140V209L137 207V206H133L134 208L132 209V212H134L133 213V216L131 217L130 215H128V216H130L129 218H128V216L127 215H124V213H118L117 211H115V209L116 208H114V212H112L113 211V208H111V210H109V208H107L106 210H108V212H110V213H108V212H106L105 210H104V208H102L103 209V211L99 208V207H96V205H93V202H95ZM132 200V199H131ZM137 200V199H136ZM193 200V201H192ZM192 200H190V201H188V203L189 204H187V206H188V208H193L194 209V207H191V205L193 204L194 205V199H193V197H192ZM212 200H214V198L212 199ZM212 200H210V202H211V209L210 208H208V209H210L209 211L210 212H213V211H215V209L218 211V215L219 216H224V212L222 213V212H220L221 210L223 211V209H221L222 207H220L219 205V202H218V206L220 207L219 209H217V207H216V202H215V200H214V202L212 201ZM165 201V200H164ZM163 201V202H164ZM133 202V201H132ZM134 202H135V200H134ZM191 202H193V203H191ZM96 203V202H95ZM213 203H214V205H213ZM191 204V205H190ZM196 204V203H195ZM190 205V206H189ZM192 205V206H193ZM199 205H201V204H199ZM195 206V205H194ZM216 207V208H213V207ZM73 207V206H72ZM75 207V206H74ZM73 207V208H74ZM85 207V208H84ZM196 207V209H197V206H195ZM199 208H198V211H199V209H200V207L201 206H198ZM209 207H210V205H209ZM0 208H2V207H0ZM52 209H56V208H53V207H51ZM50 208V209H51ZM135 208H137V209H135ZM188 208H187V210H188ZM52 209H51V211H52ZM221 209V210H220ZM47 210H49L48 208H47ZM46 210V212H48V214L49 215H47V217L46 218H48V219H50L51 218V220H49L47 223H50L52 220H53V217H48V216H52V215H50L51 214V211H50V213H49V211H47ZM62 210H64L63 208H62ZM117 210V209H116ZM135 210V211H134ZM136 210H138V212L139 213H141L140 215H143V218L141 219V217L142 216H140L139 215V213L138 212H136ZM190 210V209H189ZM192 210V209H191ZM189 211L188 212V214H186V217H187V215H188V218L187 219H189L190 220V218H192V219H195L196 217H199L200 218V215H199V213L201 212V210L198 212V214L196 213V215H198V216H193V213H195V211L194 210H192V211ZM213 210V211H212ZM3 211V210H2ZM56 211V210H55ZM65 211V210H64ZM197 211V210H196ZM52 212H54V211H52ZM193 212V213H192ZM231 212V211H230ZM229 212V213H230ZM187 213V212H186ZM202 213V212H201ZM215 213H217V212H214V213H211L212 214V216L215 214ZM220 213V214H219ZM233 213L234 212H232V213H230V215L232 214V217L234 218V223H236V222H239L238 221V219H237V217H236V215L234 214L233 215ZM192 214V215H191ZM2 215H4L3 214V212H1V209H0V216H2ZM189 215H191L192 217H190ZM203 216V213H202V215H201V217ZM77 218H79V217H77ZM76 218V219H77ZM198 218V219H199ZM222 217H219L218 218V220H220L219 221V223H220V226L218 227L217 225H219V223L217 222V220H215V222L217 223V224H215L214 223V221L212 222V225H211V222H210V224H208V228H210V226H212V228L214 229V226H213V223L216 225V227H218L219 229H220V227H222L223 225V223H224V221H222V220H224L223 218L221 219ZM48 219H45V220H48ZM146 219H147V217H146ZM191 219V220H192ZM44 220V221H45ZM188 220V221H189ZM30 221V220H29ZM28 221V222H29ZM32 221V220H31ZM30 221V224H28V223H26V224H24L23 223V225H22V223L20 222V226L18 225V224H16V225H10L9 223H8V221L7 220H5V218H3V217H1L0 218V232H2V231H7L8 232V234L7 235H5V237L3 238L4 239V241L6 242V241H9V242H7V248H5L4 249V251L3 252H0V264H57V260H55V258L52 256V254L50 253V248H47V247H49V246H45V244L46 245H48V243H46V241H44L45 239L44 238H42V237H40V238H42L41 240H43L42 242H44V244L42 243H39L40 241V239L34 234V233H32V234H30L31 232H30V230H29V232H27L26 231V226L28 225H31V227H29L30 229L33 227L32 225H34L35 226V224H33L32 222ZM79 222V221H78ZM241 222V221H240ZM32 223V224H31ZM145 224V225H144ZM239 224V223H238ZM241 224V223H240ZM243 225H244V223H242ZM18 225V226H17ZM23 227H22V226ZM25 225V226H24ZM222 225V226H221ZM236 225H237V223H236ZM84 226H90L91 228H92V230L90 229V231H88L87 229L85 230V227ZM175 226H176V228H175ZM172 227H173V229H174V231H173V229H172ZM216 227H215V229H216ZM84 228V229H83ZM152 228V230L153 231H151L150 229ZM158 228V229H157ZM187 229L189 228V225H187V227H186ZM211 228V229H212ZM34 229V228H33ZM103 229L106 231L107 230V232H104L103 231ZM157 229V230H156ZM190 229V228H189ZM188 229V231L190 232H192V234H194L193 232V229L191 230H189ZM258 229V228H257ZM257 229H254V230H256L255 232L257 233H255L256 234V240L255 241H257L256 243H258L257 244V246H256V243H255V241H253V239L252 238H255V235L252 237V236H250L251 237V239L250 238H245V239H248L247 240V242H245V240H241L240 242H245V244L247 243V245H248V248H246V250H248L249 249V246L251 245L250 243H252L253 245H252V250H248L247 251V253L245 254V255H247L248 253H250L251 255H250V257L252 258V261H251V258L250 257H248V258H246V256H245V258L248 260V259H250V263L249 262H247L246 261V259H245V263L247 262V264L249 263V264H264V231H262L261 229H259V230H257ZM28 230V229H27ZM32 230V229H31ZM85 232H84V231ZM97 230V231H96ZM109 231V232H108ZM33 232V231H32ZM202 232H204V231H202ZM260 232V233H259ZM29 233V234H28ZM94 233V234H95ZM100 233V234H99ZM26 234H28V235H26ZM33 234L37 237H35L34 236V238H35V242L37 241H39L38 243H39V245H40V248H39V245H33V247L32 246H30L29 245V247H32L31 249L34 251V249L33 248H36L37 247V250H35L36 251V254L35 253H33V255H35V256H30V250H29V255L27 256L26 254V252L28 251L27 250V248L26 247H28V245H26V243L28 242V240H26V237L28 236H30V235H32L33 236ZM81 234V235H82ZM105 234V235H104ZM32 236H30L31 238H32ZM86 236V235H85ZM102 236V237H101ZM128 236L129 237H131L132 239H134V241H135V245L136 246H133V247H131V249H127L126 251H128V250H130V251H128V253L126 252V251H123V249L125 250V247L124 246H120V245H124L123 243L124 242H126V241H124L123 242V240H128ZM183 236V235H182ZM245 236H247V235H244V236H242V238L243 237H245ZM27 237V238H28ZM29 237V239H31ZM78 237H80V236H78ZM82 237V236H81ZM248 237V236H247ZM5 238H6V240H5ZM105 238V239H106ZM123 240H122V239ZM125 238V239H124ZM187 241V243H188V245H186L187 243H186V241L184 240V239ZM37 239V240H36ZM244 239V238H243ZM250 239V240H249ZM33 240V238L31 239V241ZM93 240H94V242H93ZM119 240V241H118ZM121 240V241H120ZM26 241V242H25ZM31 241H29L28 243H31ZM77 241V240H76ZM86 241V240H85ZM104 241V242H103ZM33 242V241H32ZM74 242H75V240H74ZM119 242H121V244L119 243ZM123 242V243H122ZM189 242H190V240H189ZM8 243H9V245H8ZM34 243V242H33ZM32 243V244H33ZM88 243V242H87ZM93 243V244H92ZM229 243V241L225 244V243H223V246L221 245V244H219V245H221V249L219 248V245L218 244H215V245H217L216 247H218L217 248V250H212V248H211V250H212V252H214L215 254H216V252L215 251H217V253H218V251H220V250H223V249H227V248H229V247H227L226 248V246H233V244L232 243H230V244H228ZM76 244V243H75ZM240 244V243H239ZM244 243H241L240 245H241V247H238V246H240V245H238L237 247L240 249L241 248V251H242V249H243V247H245L246 245L244 244ZM250 244V245H249ZM255 244V245H254ZM87 245H88V251H87V248H85V247H87ZM93 245V246H92ZM215 245H213V246H215ZM224 245H225V248H224ZM242 245H243V247H242ZM36 246V247H35ZM28 247V248H29ZM122 247H124L123 249H122ZM216 247H214L215 249H216ZM81 248V249H80ZM84 248L86 249V251L84 250ZM189 248V249H188ZM213 248V249H214ZM231 248V247H230ZM227 249L226 251H228L227 252V254L228 253H230L231 255H235L234 254V251H233V249L234 248H236V247H232L231 249ZM150 249V250H149ZM204 249H206V248H204ZM207 249H208V247H207ZM210 249V248H209ZM209 249H208V253L207 252H205V253H207V254H205L204 256L205 257H207V256H209L210 254H209ZM219 249V250H218ZM239 249L238 250H236L235 252L237 253V251H239ZM27 250V251H26ZM194 250V248L192 249V251ZM224 250V251H225ZM229 250H231V252L229 251ZM235 250V249H234ZM34 251V252H35ZM123 251V252H122ZM205 251V250H204ZM224 251H220L219 252V254L221 255H223V256H221L222 258H223V260H222V264H235L237 261H236V259H239L240 260V257L239 258H237L236 256H235V263L233 262V260H232V257L230 256H227V254L225 255V257H224V254L226 253V252H224ZM240 251V252H241ZM245 251V249L240 253V252H238V253H240V254H244L243 252ZM252 251H254V252H252ZM124 252H126V254H124ZM142 252V253H141ZM191 251H189L188 253H190ZM195 251H193V253H194ZM211 252V253H212ZM223 252H224V254H223ZM142 255H141V254ZM150 253V254H149ZM192 253V254H193ZM203 252H201V254H202ZM233 253V254H232ZM236 254V255H239V254ZM252 253H254L253 255H252ZM129 254V255H128ZM182 254H185V253H182ZM187 254V253H186ZM191 254V253H190ZM187 255V256H191L192 257V259L190 258V259H188L187 261L185 260V256H184V258H181V260L184 262V260H185V262H184V264H209L210 262H211V260L210 259H206V261H204L205 259V257L203 258V259H200V258H202L203 256V254L200 256V258L196 255V257H195V255H194V258H193V255ZM209 254V255H208ZM213 254V253H212ZM32 255V254H31ZM126 255H128V257H126ZM219 255V256H220ZM229 255V254H228ZM142 256H144V258L142 257ZM217 256H218V254H217ZM217 256H215V258H214V256H212V258L211 259H219L220 257H217ZM247 256H249V255H247ZM30 257H32V258H30ZM149 257V258H150ZM157 257V256H156ZM58 258V259H59ZM127 258V259H126ZM140 258H143L142 260H139ZM189 258V257H188ZM234 258V257H233ZM59 259V260H60ZM153 259H157V258H155V256L153 257ZM60 260V261H61ZM212 260V263L213 264H215L214 262L215 261H217V260H214L213 261ZM220 260V261H221ZM57 261V262H56ZM59 261V262H60ZM69 261V262H68ZM150 261V262H149ZM155 261V260H154ZM160 261V262H161ZM208 261H210V262H208ZM219 261V260H218ZM241 261V260H240ZM240 261H239V263H240ZM249 261V260H248ZM58 262V264H60ZM156 262H157V260L155 261V263L154 264H156ZM159 262V261H158ZM178 262H180V261H178ZM243 262V261H242ZM162 263H159V264H162ZM182 263V262H181ZM180 263V264H181ZM219 264H220V262H218ZM217 263V264H218ZM245 263H243V264H245ZM177 264H179V263H177ZM236 264H238V262L236 263ZM241 264V263H240Z\"/></svg>",
    "mask_w": 264,
    "mask_h": 264
},
{
    "label": "built area",
    "instance_id": "2783aa9c",
    "mask_svg": "<svg viewBox=\"0 0 264 264\" xmlns=\"http://www.w3.org/2000/svg\"><path fill=\"white\" fill-rule=\"evenodd\" d=\"M264 18L262 17V16H260V15H258L257 17H256V19H255V22L256 23H260V21H262Z\"/></svg>",
    "mask_w": 264,
    "mask_h": 264
}]
</instances>
